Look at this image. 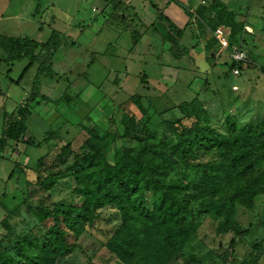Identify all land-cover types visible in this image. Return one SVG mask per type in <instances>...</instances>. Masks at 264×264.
Here are the masks:
<instances>
[{"label": "rangeland", "instance_id": "obj_1", "mask_svg": "<svg viewBox=\"0 0 264 264\" xmlns=\"http://www.w3.org/2000/svg\"><path fill=\"white\" fill-rule=\"evenodd\" d=\"M131 1L135 7L120 4L114 9L105 0H0V36L5 39L30 37L45 43L53 30L58 33L56 48L37 51V63L25 73L28 60L10 66L0 46V138L12 125L17 106L27 104L32 111L25 142L9 141L0 152V264H123L108 247L123 218L116 205L96 209L85 195L84 179L96 164L79 169L84 157L114 163L117 150L154 143L167 166L164 181L198 182L205 171L186 164L219 162L223 149L196 144L183 163L180 134L204 128L234 140L264 127V0H217L242 25L228 27L240 36L248 56L239 76L223 65L230 63V51H222L214 38L221 26L210 9L216 0H177L191 12L182 39L190 56L180 58L172 56L166 33L156 23L155 4L164 8L167 0H146L147 6L143 0ZM175 7L179 11L171 18L176 24L177 15L189 18ZM138 33L147 38L136 49ZM207 42L213 43L214 62L205 52ZM106 50L118 55L105 56ZM43 61L57 75L41 77L35 100L26 103ZM193 100L199 106L191 118L169 127L168 121L186 116L180 106ZM125 116L134 119L132 135H125ZM247 163L250 169L216 197H202L195 188L181 194L190 203L186 220L199 229L168 264H243L257 255L258 264H264V194L252 203L238 201L232 214L215 212L219 199L228 200L236 185L248 187L262 177L264 159L254 155L239 170ZM148 201L152 208L149 196ZM65 207L74 211V230L58 209ZM84 216L96 219L91 223ZM57 220L66 244L76 246L67 257L50 249ZM141 225L136 222L137 229ZM237 228L250 233L237 236Z\"/></svg>", "mask_w": 264, "mask_h": 264}, {"label": "trees", "instance_id": "obj_2", "mask_svg": "<svg viewBox=\"0 0 264 264\" xmlns=\"http://www.w3.org/2000/svg\"><path fill=\"white\" fill-rule=\"evenodd\" d=\"M172 1L191 17V12L187 7L177 0ZM120 3L121 0H112L111 2L114 9H117ZM210 9L215 12L221 26L231 29L242 27L236 22V14L229 12L223 2L214 1ZM156 10L158 19L167 24L168 29L165 39L170 44L169 51L172 56L174 58L189 57V49L181 43L186 28L177 27L157 7ZM38 11L39 7L36 9V13ZM204 11L205 9H203ZM233 31L231 43L232 45L239 44L242 42L240 36H235L236 31ZM57 39L58 33L55 30L52 31L50 39L45 43L37 42L30 37L5 39L0 36V46L6 53L4 59L6 64L13 66L18 61L28 60L25 73L37 63V51L56 48L58 45ZM134 40L136 43L139 36H135ZM212 44V42L206 43L205 52L214 62L215 54L212 52ZM223 65H227L230 71L236 67L241 71L244 69L243 64L226 62ZM56 75L51 64L48 65L45 61L41 62L34 79L31 96L26 99V103L35 100L36 87L41 77L54 78ZM21 79L22 76L16 83L19 84ZM197 106H199L198 100L183 103L180 109L186 113V116L176 122L168 121V126L175 128L183 124L185 120H189L192 116L191 112ZM31 115L32 111L27 104H21L15 108L11 113L12 125L5 134L1 135L0 152L6 149L9 141L15 143L25 142V136L28 132L27 124ZM124 122L126 124L125 135H132L131 124L134 123V119L125 116ZM250 134L259 138H252L259 142L257 145L251 143ZM202 143L222 148L223 157L215 163L186 164L188 167H197L205 171L200 181L190 183L182 181L166 182L163 180L167 166L161 151L154 143L145 142L136 148L117 150L114 163L108 162L105 158L95 162L93 156L84 157L83 165L79 169L87 170V168L96 164V168L87 173L86 179H84L85 195L89 197V201L94 204L96 209H101L106 205H116L123 218V226L108 243L109 249L123 264L170 263L183 251L185 245L196 235L199 229L198 223L186 220L185 215L189 212L190 203L181 194L190 188H195L202 197H216L227 190L229 183H236L250 169V165L247 163L244 170H239L247 160L249 161L254 155L258 156L259 159H264V127H259L256 131L251 129L234 140L220 138L215 134L213 135L210 130H204V128L192 129L189 133L184 132L180 134L177 144L181 161L186 163L193 147ZM95 148L97 151L101 149L100 146H95ZM86 164L88 167H85ZM74 176L80 179L77 174H74ZM77 190L81 191L80 188ZM259 194H264V173L262 177L260 175L256 176L248 187L236 185L228 200L219 199L215 206V212L217 215H222L226 211L232 214L238 201L252 203ZM148 196L152 200V208L148 206ZM58 209L66 215L64 220L66 225L74 230L76 220L72 216L73 209L71 207ZM95 219V216L83 217L84 221L87 220L91 223ZM139 220L142 221V225L140 229H137L136 222ZM53 231H55L56 236H53L51 238L53 240L50 241L51 252L58 257H67L73 253L76 246L66 244V234L61 231L59 220L56 221ZM235 233L237 236H248L250 230L237 228ZM140 234H142V237H140ZM234 242L235 240L232 241V244ZM257 256L250 258L243 264H258Z\"/></svg>", "mask_w": 264, "mask_h": 264}, {"label": "built area", "instance_id": "obj_3", "mask_svg": "<svg viewBox=\"0 0 264 264\" xmlns=\"http://www.w3.org/2000/svg\"><path fill=\"white\" fill-rule=\"evenodd\" d=\"M232 31L226 26H220L217 28L214 38L217 40L219 47L222 51H230V63H237L245 65L248 60V56L242 49V42L240 44L231 43ZM235 76L241 74V69L238 67L232 70Z\"/></svg>", "mask_w": 264, "mask_h": 264}, {"label": "crops", "instance_id": "obj_4", "mask_svg": "<svg viewBox=\"0 0 264 264\" xmlns=\"http://www.w3.org/2000/svg\"><path fill=\"white\" fill-rule=\"evenodd\" d=\"M106 1V4H108V3H111L112 2V0H105ZM144 1V4H143V6L145 5V6H147L146 4H145V2H146V0H143ZM186 1H189V0H186ZM132 1L131 0H121V3L120 4H127V5H131V6H133L132 4ZM186 3V2H185ZM185 3H183V4H185ZM119 4V5H120ZM156 6H157V8H158V10L160 11V12H163V14L166 16V17H168L177 27H179V28H185V26L187 25V23L191 20V18L189 17H187V16H182V17H180L179 15H177L178 16V20H180V21H178V24H176L175 22H174V20L171 18L172 17V14H174L176 11H179L176 7H175V4H174V2L171 0V1H168L167 0V2H165V4H164V8H162L159 4H155ZM133 7H135V6H133ZM144 8V7H143ZM156 15L158 16V13H157V11H156ZM157 19H158V17H157ZM153 23V22H152ZM156 23H158L160 26H161V29H163V31H165L164 32V34L165 33H167L166 31H167V29H168V27H167V24L165 23V22H161V20H157V22ZM164 25H166V27L164 26ZM115 32V31H114ZM187 34V33H186ZM131 35H133V34H131ZM140 38H139V41H137V45H136V49H139L140 48V46H138V44H140V42H143V43H145V40H146V38H147V36H143V34L142 33H138L137 34ZM184 35H185V33H184ZM183 35V36H184ZM117 37H118V35H117ZM182 39H184V37L182 38ZM116 40H118V39H116ZM118 41H120V40H118ZM117 42V41H116ZM118 43V42H117ZM181 43L184 45V43H183V41L181 40ZM142 45V44H141ZM185 47H188V46H186V45H184ZM115 47H117L118 48V46H115ZM112 54L113 52H108L107 50L105 51V56H107V54ZM113 55H114V57H116L117 55H118V52L117 51H115L114 53H113ZM132 56V55H131ZM127 61V60H126Z\"/></svg>", "mask_w": 264, "mask_h": 264}]
</instances>
